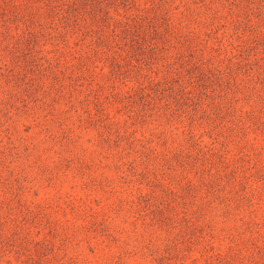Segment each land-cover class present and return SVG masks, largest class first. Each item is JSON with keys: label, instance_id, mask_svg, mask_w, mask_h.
<instances>
[{"label": "rangeland", "instance_id": "rangeland-1", "mask_svg": "<svg viewBox=\"0 0 264 264\" xmlns=\"http://www.w3.org/2000/svg\"><path fill=\"white\" fill-rule=\"evenodd\" d=\"M43 4L0 0V65L33 81L0 79V264H264V0H103L86 10L108 27L86 15L47 37L37 22L61 13ZM125 38L160 51L139 67ZM193 61L235 84L206 87L224 108L203 104L186 134L133 122L122 96L146 84L156 100L152 79Z\"/></svg>", "mask_w": 264, "mask_h": 264}, {"label": "trees", "instance_id": "trees-1", "mask_svg": "<svg viewBox=\"0 0 264 264\" xmlns=\"http://www.w3.org/2000/svg\"><path fill=\"white\" fill-rule=\"evenodd\" d=\"M51 1L53 0H43L44 6L42 7V12H44V10H46L47 12L51 10L53 11L52 13H54L60 10L58 12L61 13V15L58 17V20L50 21L51 24L48 23L47 25H44L43 21L37 22V31L39 32V35H42L43 37L53 35L51 34L50 28L59 27L63 30L62 32H60L61 35H64L67 30L74 31L75 29H77L76 26H80L81 23H84L86 15L88 18H91L94 21L98 22V24L100 23L101 25H106L107 27L109 25V20L107 19L108 16L106 14L94 11L92 13H88L86 10L87 7H89V9L91 10V6L95 5L96 2L100 4L103 0H68L65 3L64 7L59 6L58 0L57 3L54 4H51ZM50 4L51 7L49 10ZM1 20L3 24H5V18L3 16L1 17ZM124 24H120V20H118L117 24H113V26ZM212 28V25H210V29L215 31ZM110 29L113 30L112 28ZM83 32L85 34L93 35V41L95 40L97 43L99 41H102L104 29L100 27L94 29L88 28L84 29ZM129 32L130 31H128V33ZM26 36V33H22L21 38L14 36L12 39L15 40L14 46L17 45V40L28 38ZM61 39L63 40L65 39V37L63 36L61 37ZM124 41L128 45V48L126 47L124 49L126 54L125 60H128L129 62L134 60L139 67H141V65L150 64V62H152V59L155 58L157 53L160 51L157 45H144L138 43L137 40L133 38H129V40L125 38ZM28 43L29 41L26 43L27 48H29ZM14 46L11 47L8 45L6 47L5 45L4 48L6 49V52L10 53L11 56L16 58V62L17 60H22V58H24L25 60L27 51L24 49L14 48ZM33 59L34 58L29 59L31 63L27 65L26 68L33 69L34 65H36L34 69L44 68V65L40 66L41 62H32ZM110 63V73H112V75L116 78L122 77L125 69H121L118 61L113 60L112 56ZM187 64L188 63L181 64V67L172 72L173 74H176L177 72L179 74L181 73V81L177 86H173V83L170 80L179 79L180 75L173 79L168 67L166 68V72H169V74H164V76H162V80L152 79L154 80V86L149 87H151L154 91L153 95L158 98L156 100H153L154 97L149 94V91L143 90V88H147L146 84L139 85L137 86L139 87L137 91L134 90V92H132L131 94L122 96L126 101H130L129 103H132V105L136 104L138 106L137 110L134 112L135 116L133 118V122H135L137 119L143 121L144 119H146V115L155 113L157 116L164 118L166 122H169L170 124H175V122L182 123L181 132L185 133L184 130H187L186 133H188L190 131V126L192 125L194 120H196L197 118L200 120V116L196 115L195 112L198 108H202L203 104H209L210 107L217 109V111L224 108L223 105H217L212 102V99L214 100V98L206 89V87L211 86L213 89L214 87L212 85L214 83L219 84L221 81H223L225 87L231 89L235 84L231 83L228 79H223L222 73H220V71H211L205 73L198 68L196 61H193L192 65L186 66ZM249 68H251V66H249ZM0 79H4L8 84L15 85L16 87H21L22 90H29L32 88L31 85L33 81L31 77L25 74H19L18 72L14 73L11 68H7V66L3 67L0 65ZM150 79L151 78H149L148 81ZM210 119L214 120L213 117H211ZM189 137L190 134H187L184 138ZM192 142L195 143V141L193 140ZM211 189L214 191L216 190L214 187ZM220 199H224V197H221Z\"/></svg>", "mask_w": 264, "mask_h": 264}]
</instances>
